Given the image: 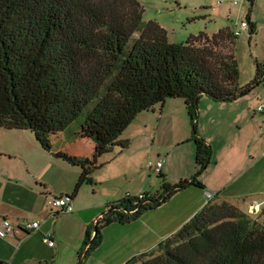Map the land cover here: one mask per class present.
<instances>
[{
    "label": "trees",
    "instance_id": "trees-1",
    "mask_svg": "<svg viewBox=\"0 0 264 264\" xmlns=\"http://www.w3.org/2000/svg\"><path fill=\"white\" fill-rule=\"evenodd\" d=\"M143 12L138 0H0V127L29 130L41 148L80 167L71 197L92 182L102 154L129 145L119 136L140 112L182 97L192 123L194 175L170 183L158 173L155 192L106 204L85 229L83 257L102 243L104 226L129 223L175 193L202 186L198 176L211 153L197 132L202 95L232 101L264 80V66L256 62L254 78L238 83L236 35L229 27L173 43L158 22L142 20ZM246 20L251 37L255 25L249 15ZM93 101L78 130L93 140L92 156L53 151L51 136ZM123 264H264V226L231 202L208 201L154 249Z\"/></svg>",
    "mask_w": 264,
    "mask_h": 264
},
{
    "label": "rangeland",
    "instance_id": "rangeland-1",
    "mask_svg": "<svg viewBox=\"0 0 264 264\" xmlns=\"http://www.w3.org/2000/svg\"><path fill=\"white\" fill-rule=\"evenodd\" d=\"M138 1L144 8L142 20L158 22L165 28L168 41L173 43L185 42L190 35H197L201 31L208 35H212L221 27H229L233 31L238 23L241 20H246L249 15L250 22L255 25V33L249 37L248 28L241 30L240 34L236 36L234 46V54L239 67L238 83L242 85L254 78L256 62L264 66V0H252V4H250V0H237V4L230 1L216 4L213 0ZM138 34L139 31H136L132 35L129 47ZM163 103L156 105L155 109L140 112L124 129L119 139L129 140V145L126 148L120 149L118 145H115L98 158L97 162L101 163V166L93 171L101 175L102 181L99 183H95L93 180L91 183L84 182L78 189L79 196L85 203L101 200L106 205L112 200L125 198L127 192H132L138 184H141L148 173L160 184L162 176L154 174L153 166L150 167L151 162L155 163L158 158L163 159L167 165L166 174L168 175L163 176L170 183L194 175L196 170L194 164L195 145L190 140L192 123L185 109L184 99L182 97L167 98ZM259 103L264 104V80L249 93L232 101L215 103L206 95L199 98L197 124L205 123L207 136H211L212 139L205 137L197 128L209 143L211 151L209 163L200 172L198 180L219 185L223 184L228 176H231L233 182L229 186L230 190L261 189L262 193L253 197L261 202L260 209L255 212L247 211V214L264 226V211H262L264 209V127L261 128L255 122H251L248 115L251 110L253 112L251 115L264 117V114H260L255 107ZM93 104L94 101L81 111L69 125L67 131L79 130L80 124ZM255 129L260 131L256 136ZM26 133L33 138L31 134ZM185 134L190 136L184 140L180 139ZM88 141L86 139L78 143L82 147ZM70 146L74 147L73 144ZM131 155H134L133 160L130 158ZM102 160L104 163L101 162ZM248 161H252L258 169H251L243 173L241 170L248 166ZM255 173L261 175V182L254 178ZM58 184L60 183L56 182V185L60 186ZM157 185L150 178L149 185L144 189L155 192L159 188ZM253 185L258 187H253ZM137 193V191H133L132 195ZM199 193L200 188L189 186L174 195L179 194L180 197H185L189 194L191 197L197 198ZM114 194H118L116 198L105 201ZM178 202V199L167 201L164 204H168L163 206L166 208L156 207L150 211L168 210L171 207H177ZM104 204L100 207L99 212L106 210ZM66 213L60 212L58 215L63 216ZM93 223L94 221L91 220L89 224ZM129 223L112 222L104 226L101 229L102 243L90 254L78 258L77 264H119L116 263L120 255L116 253V246L121 237L117 234L122 233L123 228L130 227ZM91 229H93V225ZM62 233L66 244L71 245L77 240L74 227L64 228ZM83 239L76 241L81 242L79 244L83 247L82 250H79L80 252L86 246L83 245Z\"/></svg>",
    "mask_w": 264,
    "mask_h": 264
},
{
    "label": "crops",
    "instance_id": "crops-1",
    "mask_svg": "<svg viewBox=\"0 0 264 264\" xmlns=\"http://www.w3.org/2000/svg\"><path fill=\"white\" fill-rule=\"evenodd\" d=\"M160 112L162 113V109ZM259 113L264 114L262 111H259ZM251 114L253 112L250 110L248 113L250 121L263 128L264 117ZM68 128L51 136L52 150L90 158L94 148L93 140L79 136L77 130L69 132L67 131ZM197 128L201 130V134L205 137L212 139L211 136H207L205 123L197 124ZM256 129L255 136L260 132ZM26 132L31 134L33 138L26 135ZM198 134L202 136L199 132ZM189 136V134H185L180 139L184 140ZM86 139L89 141L81 147L78 142ZM71 144L74 147H71ZM130 158L133 160L134 155H131ZM101 162L104 163V160ZM153 165L154 163L151 162L150 167ZM247 165L246 168L241 170L243 173L251 169H258L252 161H248ZM166 171L167 165L163 161L160 174L168 175ZM80 172V167L71 165L55 157L51 151L41 148L31 131L0 127V221L4 217L10 219L13 224L21 223L26 219L41 221L40 228L37 231L30 233L16 232L6 238H0V260H2V264H77V259L82 257L83 252L79 251L81 248L79 243L81 242L76 241L84 238L87 225L91 220L95 221L101 215L102 212H99L100 207L105 202L92 200L85 203L79 196L80 191H77L71 200L73 211L67 212L63 216H59V213L52 216L46 208L45 200L46 196L51 194H72ZM154 174L159 175L155 171ZM254 176V178L259 179V182L262 181L260 174L255 173ZM150 178H152L154 184L160 185L159 181L154 180V177L148 173L141 184H138L132 192H127V194H132L133 191L152 192L144 189L149 185ZM91 179L95 183L102 181L101 175L96 171L91 173ZM199 181L202 186H196L200 188L197 198H193L189 194L185 197H180V193L173 195L167 201L171 202L178 199L177 207H171L168 210L159 209L162 210L159 212L146 211L140 217L131 221L129 223L130 227L123 228L122 233L117 234L121 239L119 244H116V253L120 254L116 263L123 264L140 252L154 249L160 241L175 232L207 202L206 190L217 192L209 201L226 200L245 213H247L248 204L256 200L253 197L262 193L261 189L230 190L229 186L233 182L231 176H228L223 184L219 185ZM56 182H59L58 185L60 186H57ZM140 187L142 189H139ZM253 187L258 186L253 185ZM219 194L221 197H219ZM117 195L109 196L105 201L114 199ZM166 204L163 203L157 208H166L163 207ZM70 227L75 228L77 237V240L71 245L64 243L62 233L64 228L69 229ZM46 233H49L50 238L53 239V246H49L42 241V237Z\"/></svg>",
    "mask_w": 264,
    "mask_h": 264
},
{
    "label": "built area",
    "instance_id": "built-area-1",
    "mask_svg": "<svg viewBox=\"0 0 264 264\" xmlns=\"http://www.w3.org/2000/svg\"><path fill=\"white\" fill-rule=\"evenodd\" d=\"M214 3H222L225 1H230L233 4H237V0H213ZM248 21L247 20H241L238 25L235 27L233 30L234 35H239L240 31L243 29L248 28ZM256 109L258 111H264V105L263 104H258ZM163 164V160L159 159L157 160L154 165L153 169L155 173H160L161 167ZM216 191L212 190H206L205 191V197L207 202L211 200L215 195ZM137 195L141 198L143 197L142 192H138ZM72 197L71 194H51L46 196V208L49 210V214L54 216L57 213L60 212H72L73 211V206L71 203ZM261 207V202L258 201H251L250 204H248V210L250 212H255L258 211ZM96 221V220H95ZM41 225V221L38 219H26L21 223L18 224H13L10 219L4 217L0 221V238H6L12 233L16 232H23V233H30L39 230ZM42 241L48 244L49 246L54 245L53 239L50 238V234L46 233L42 237Z\"/></svg>",
    "mask_w": 264,
    "mask_h": 264
},
{
    "label": "water",
    "instance_id": "water-1",
    "mask_svg": "<svg viewBox=\"0 0 264 264\" xmlns=\"http://www.w3.org/2000/svg\"><path fill=\"white\" fill-rule=\"evenodd\" d=\"M262 211H264V209ZM86 247H87V245L85 246L84 250L86 249ZM0 264H2V260H0Z\"/></svg>",
    "mask_w": 264,
    "mask_h": 264
}]
</instances>
